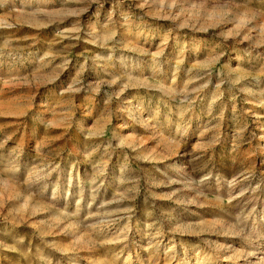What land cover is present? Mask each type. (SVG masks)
Returning <instances> with one entry per match:
<instances>
[{
  "label": "rangeland",
  "instance_id": "obj_1",
  "mask_svg": "<svg viewBox=\"0 0 264 264\" xmlns=\"http://www.w3.org/2000/svg\"><path fill=\"white\" fill-rule=\"evenodd\" d=\"M0 264H264V0H0Z\"/></svg>",
  "mask_w": 264,
  "mask_h": 264
}]
</instances>
